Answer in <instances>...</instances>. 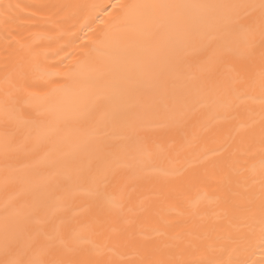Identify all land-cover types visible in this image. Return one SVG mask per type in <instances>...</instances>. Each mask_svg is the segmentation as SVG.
Masks as SVG:
<instances>
[{
  "label": "bare ground",
  "instance_id": "bare-ground-1",
  "mask_svg": "<svg viewBox=\"0 0 264 264\" xmlns=\"http://www.w3.org/2000/svg\"><path fill=\"white\" fill-rule=\"evenodd\" d=\"M0 264H264V0H0Z\"/></svg>",
  "mask_w": 264,
  "mask_h": 264
}]
</instances>
